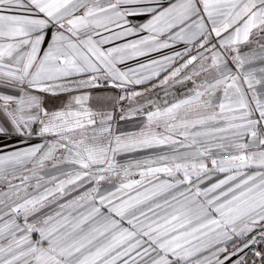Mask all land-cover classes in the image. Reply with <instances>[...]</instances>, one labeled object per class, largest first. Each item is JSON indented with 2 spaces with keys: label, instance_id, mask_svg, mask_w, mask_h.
Returning a JSON list of instances; mask_svg holds the SVG:
<instances>
[{
  "label": "snow or ice",
  "instance_id": "snow-or-ice-1",
  "mask_svg": "<svg viewBox=\"0 0 264 264\" xmlns=\"http://www.w3.org/2000/svg\"><path fill=\"white\" fill-rule=\"evenodd\" d=\"M0 264H264V0H0Z\"/></svg>",
  "mask_w": 264,
  "mask_h": 264
}]
</instances>
